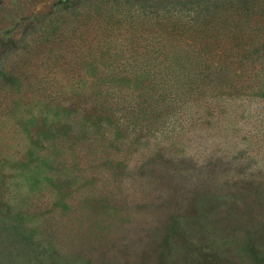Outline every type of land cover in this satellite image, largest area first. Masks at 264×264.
Here are the masks:
<instances>
[{
  "label": "trees",
  "instance_id": "1",
  "mask_svg": "<svg viewBox=\"0 0 264 264\" xmlns=\"http://www.w3.org/2000/svg\"><path fill=\"white\" fill-rule=\"evenodd\" d=\"M61 16L39 68L22 73V56L0 67V90L12 96L2 116L12 119L20 147L10 173H0V232L52 264L56 227L37 212L40 201L64 214L72 194L84 197L77 210L87 217L103 202L102 222L115 231L123 216L118 171L139 139L264 101V0H83ZM243 232L246 264H264L259 227Z\"/></svg>",
  "mask_w": 264,
  "mask_h": 264
},
{
  "label": "rangeland",
  "instance_id": "2",
  "mask_svg": "<svg viewBox=\"0 0 264 264\" xmlns=\"http://www.w3.org/2000/svg\"><path fill=\"white\" fill-rule=\"evenodd\" d=\"M82 1L0 0V67H12L22 56V73L36 69L63 12ZM11 98L10 91L0 90V173L5 174L20 149L12 119L2 116ZM239 111L207 118L182 133L139 139L118 171L115 206L123 216L115 231L102 222L109 221L103 202L87 217L77 210L84 197L76 202L72 194L64 214H51L54 202L40 201L37 212L56 227L55 264H246L238 246L243 229L259 227L256 242L264 248V117L251 116L264 112V101H249ZM8 183L12 188L11 179ZM5 187L0 177V192ZM107 187L100 191L99 184L98 193L109 197ZM0 238L8 239L2 247L15 246L9 251L0 246V264H52L42 256L34 260L39 251L32 244L6 233Z\"/></svg>",
  "mask_w": 264,
  "mask_h": 264
}]
</instances>
